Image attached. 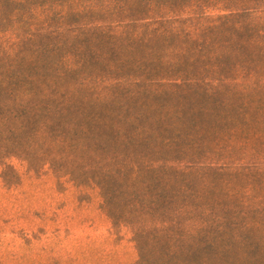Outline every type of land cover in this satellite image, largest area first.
Returning <instances> with one entry per match:
<instances>
[{"label": "rangeland", "instance_id": "rangeland-1", "mask_svg": "<svg viewBox=\"0 0 264 264\" xmlns=\"http://www.w3.org/2000/svg\"><path fill=\"white\" fill-rule=\"evenodd\" d=\"M11 1L0 264H264V0Z\"/></svg>", "mask_w": 264, "mask_h": 264}, {"label": "trees", "instance_id": "trees-1", "mask_svg": "<svg viewBox=\"0 0 264 264\" xmlns=\"http://www.w3.org/2000/svg\"><path fill=\"white\" fill-rule=\"evenodd\" d=\"M116 0H56L53 5L55 9L63 10H88L91 8L109 9L115 4ZM12 2V1H11ZM26 6L20 5V10L27 11L29 18L42 19L48 14L50 5H38L37 0H26ZM6 9H14L16 12L9 15L5 12H0V43L9 45L14 41L16 33L15 26L18 23L17 18L14 17L18 13L17 7L13 4L5 2ZM2 11V10H1ZM11 14V13H10Z\"/></svg>", "mask_w": 264, "mask_h": 264}]
</instances>
